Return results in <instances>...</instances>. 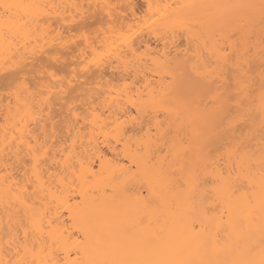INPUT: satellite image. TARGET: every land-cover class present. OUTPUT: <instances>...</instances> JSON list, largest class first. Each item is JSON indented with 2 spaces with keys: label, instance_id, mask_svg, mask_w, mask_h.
<instances>
[{
  "label": "snow or ice",
  "instance_id": "obj_1",
  "mask_svg": "<svg viewBox=\"0 0 264 264\" xmlns=\"http://www.w3.org/2000/svg\"><path fill=\"white\" fill-rule=\"evenodd\" d=\"M0 264H264V0H0Z\"/></svg>",
  "mask_w": 264,
  "mask_h": 264
}]
</instances>
